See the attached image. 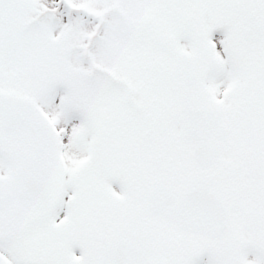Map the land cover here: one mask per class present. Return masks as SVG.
<instances>
[{
	"label": "snow or ice",
	"instance_id": "snow-or-ice-1",
	"mask_svg": "<svg viewBox=\"0 0 264 264\" xmlns=\"http://www.w3.org/2000/svg\"><path fill=\"white\" fill-rule=\"evenodd\" d=\"M0 264H264V0H0Z\"/></svg>",
	"mask_w": 264,
	"mask_h": 264
}]
</instances>
